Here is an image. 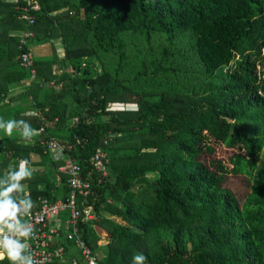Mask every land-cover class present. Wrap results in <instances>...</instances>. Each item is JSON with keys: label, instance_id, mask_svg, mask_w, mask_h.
<instances>
[{"label": "trees", "instance_id": "1", "mask_svg": "<svg viewBox=\"0 0 264 264\" xmlns=\"http://www.w3.org/2000/svg\"><path fill=\"white\" fill-rule=\"evenodd\" d=\"M47 43L51 57L20 66ZM30 102L35 112L21 113ZM0 117L41 129L32 143L0 136V177L33 156L46 168L22 182L34 205L68 191L39 137L79 161L99 220L78 235L99 264L140 253L147 264H264V0H0ZM212 144L233 151L228 166L199 161ZM98 147L106 174L88 178ZM228 176L247 181L242 202L223 189ZM59 241L64 261L52 264H84Z\"/></svg>", "mask_w": 264, "mask_h": 264}, {"label": "built area", "instance_id": "2", "mask_svg": "<svg viewBox=\"0 0 264 264\" xmlns=\"http://www.w3.org/2000/svg\"><path fill=\"white\" fill-rule=\"evenodd\" d=\"M22 11L19 18L32 24L34 18L26 13L25 8ZM31 36V33H23L21 45ZM19 49H22V46H19ZM33 61L32 49L22 52L19 56V64L23 68L32 67ZM104 143L106 144L107 140ZM38 144L42 155L60 163L57 172L65 177L64 182L68 191L64 199L38 201L27 218L36 230V238L28 241L36 264L64 261V246L59 241L61 235L65 240L74 244L84 264H99L97 255L78 235L79 223H91L99 220V215L93 206L86 204V198L91 194V184L89 180L82 177V166L79 161L65 155L63 145L54 138L39 137ZM66 149H70V145H67ZM107 162L105 152L101 147H98L89 160L87 177L90 178L94 173L105 175ZM59 180L57 178L58 182H60ZM62 213H67L64 220L60 219ZM70 263L76 264V261L71 259Z\"/></svg>", "mask_w": 264, "mask_h": 264}, {"label": "clouds", "instance_id": "3", "mask_svg": "<svg viewBox=\"0 0 264 264\" xmlns=\"http://www.w3.org/2000/svg\"><path fill=\"white\" fill-rule=\"evenodd\" d=\"M130 107L138 110V105ZM14 129L25 140L39 134L26 119L5 120L0 117V130L7 136L11 137ZM32 176L30 161L22 159L0 177V261L7 259L9 264H36L28 243L36 238V230L27 219L34 201L22 183ZM133 264H147V257L143 253L137 254L133 257Z\"/></svg>", "mask_w": 264, "mask_h": 264}, {"label": "rangeland", "instance_id": "4", "mask_svg": "<svg viewBox=\"0 0 264 264\" xmlns=\"http://www.w3.org/2000/svg\"><path fill=\"white\" fill-rule=\"evenodd\" d=\"M45 51H49L50 48L48 47H44ZM46 52H42L43 54ZM33 55L36 59L37 56H39L40 54L37 52V50H34ZM31 81L27 80V81H23L21 83H16L13 84L9 87V93H8V98L15 97L18 98L20 97V95L26 91V89L29 87ZM19 102H15L14 105L16 106V104ZM131 105H123V104H113L111 105L112 107H117V108H125V109H131ZM18 106V105H17ZM18 108L20 109L21 113L23 114H30V113H34L35 109L33 107V103H20ZM5 120H10L8 117H2ZM2 135H6L3 130H0V136ZM12 136H16L18 138H20L21 140H23L24 142L27 143H32L35 140V136L31 139V140H25L21 137L19 131H13V135ZM213 147V151L211 152V154H202L198 159L201 163H203L204 166H208L210 169H212V166L210 165L211 163L214 162H222L223 165L228 166V160L229 158L232 156L233 151L228 150L226 148H224L221 145H216V144H212ZM50 160L52 161V159L50 158ZM31 163L32 165H30V168L33 170V175L34 174H38V173H44L46 168L45 166H43L41 164V160L40 158L33 156L31 157ZM54 162V160H53ZM13 163H10V167H12ZM157 177V174H149L147 175V179L148 180H153ZM248 183L247 181L242 178V177H231L228 176L226 178V180L224 181L223 184V189L229 191L235 198H237V200L239 202H242L244 200V198L246 197V195L249 193L248 190Z\"/></svg>", "mask_w": 264, "mask_h": 264}, {"label": "crops", "instance_id": "5", "mask_svg": "<svg viewBox=\"0 0 264 264\" xmlns=\"http://www.w3.org/2000/svg\"><path fill=\"white\" fill-rule=\"evenodd\" d=\"M44 47H48L50 48L49 51H45ZM34 50H37V52L40 54L39 56L36 57V59H41V58H48L52 56V48H51V44L47 43V44H42V45H38V46H32V52H34ZM46 52V53H42V52ZM14 131H18V130H14ZM59 192V191H58ZM60 192H59V196L56 199H60ZM98 232V236H99V245H103L105 244V232L103 230H97Z\"/></svg>", "mask_w": 264, "mask_h": 264}]
</instances>
